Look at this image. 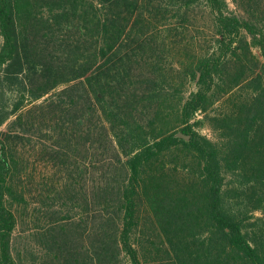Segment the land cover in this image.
I'll use <instances>...</instances> for the list:
<instances>
[{
	"label": "trees",
	"instance_id": "obj_1",
	"mask_svg": "<svg viewBox=\"0 0 264 264\" xmlns=\"http://www.w3.org/2000/svg\"><path fill=\"white\" fill-rule=\"evenodd\" d=\"M181 1L216 34L169 76L153 0H0V264H264V2ZM242 53L250 93L209 113Z\"/></svg>",
	"mask_w": 264,
	"mask_h": 264
},
{
	"label": "rangeland",
	"instance_id": "obj_2",
	"mask_svg": "<svg viewBox=\"0 0 264 264\" xmlns=\"http://www.w3.org/2000/svg\"><path fill=\"white\" fill-rule=\"evenodd\" d=\"M230 2L231 8L234 10H237V4L234 2L235 0H228ZM264 2V0H262ZM239 3V2H238ZM153 4L155 6H159L163 10V16H158L157 19H155V25L156 30H163L166 29L168 26L169 28L174 27L175 25L178 26V29L176 32H173L170 36V38L166 39L165 35H161L159 37L158 42L161 43V45H165V51H163L161 54V58H159L163 64L169 68L168 73L169 76H175L176 75V69H181L182 65L181 62H188L190 57L193 53V48L199 49L201 47H205L206 44H212L213 37L216 34L215 29V23L214 18L212 14L210 13L208 7L201 2L200 4L194 5L188 13H183L182 10L175 11L173 8L175 5H182L181 0H153ZM193 36V41H191V37ZM166 39V40H165ZM2 44V37L0 35V45ZM254 54L257 55V59L261 57L259 49L252 48ZM243 58L247 59V65H248V73H244L242 76L238 77V73L240 72L238 69H236V65L238 64L234 61L233 63H230V70H228L227 74L224 76L223 80L220 82L219 88L217 89L216 93V99L217 96L219 99L215 101L214 105L211 106L210 110L208 111L211 114H221L228 111L233 103V105H236L240 103V100H243L248 94L250 93V89L248 88L249 80L252 78V74L250 71L251 68L256 69L258 71V66L256 64V59L249 56H246V53H242ZM165 68V70H167ZM250 69V70H249ZM230 71V73H229ZM251 86V84H250ZM195 88L193 83L190 82L189 76H187V82L185 88ZM10 95V94H8ZM12 100V99H11ZM218 115V116H219ZM205 113L200 114L198 117L200 120H204ZM5 126L2 128L4 129ZM200 130L203 134L217 139V133L213 129V127L205 121L204 124L200 126ZM35 144L32 142L31 144L26 143L25 150H27L32 158H35L38 153V148L34 150ZM167 162L171 160L172 158L167 157L165 158ZM181 167L177 170L172 172L171 175H169V179L173 181L172 184H181L183 182L189 181L190 177L188 175L187 170H183V161L179 162ZM51 166H48V164L45 163H38L36 167V173H45L50 174L52 172ZM35 173V175H37ZM40 180V178L38 177ZM82 198H87V201L90 200V195H88V188H85V195ZM33 202V200H32ZM34 205V204H33ZM38 206V205H36ZM78 206H82L77 208L78 210H82L83 212L86 209L85 204H79ZM80 210V211H81ZM86 214H88L86 212ZM256 216L259 217V222H264V208L257 210L255 212Z\"/></svg>",
	"mask_w": 264,
	"mask_h": 264
}]
</instances>
